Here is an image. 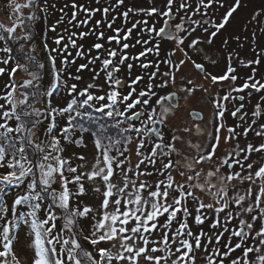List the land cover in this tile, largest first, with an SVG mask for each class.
I'll use <instances>...</instances> for the list:
<instances>
[{"label": "snow or ice", "instance_id": "1", "mask_svg": "<svg viewBox=\"0 0 264 264\" xmlns=\"http://www.w3.org/2000/svg\"><path fill=\"white\" fill-rule=\"evenodd\" d=\"M241 6L9 0L0 264H264V7L247 45L214 39ZM178 92L207 97L210 119L184 126Z\"/></svg>", "mask_w": 264, "mask_h": 264}, {"label": "rangeland", "instance_id": "2", "mask_svg": "<svg viewBox=\"0 0 264 264\" xmlns=\"http://www.w3.org/2000/svg\"><path fill=\"white\" fill-rule=\"evenodd\" d=\"M50 2H55V0H50ZM226 2L231 3V2H234V0H226ZM262 7H264V0H242V6L238 10V12L235 14V16L232 18L231 22L226 26V28L222 31V33L218 35V37L214 38L215 45L221 46L222 39L227 38L229 36L234 37L237 34H240V43L243 45H247L248 40L243 34L248 33L250 35V33L253 30H255V25L254 23L248 27H245V25H248L249 23L250 14H252L255 11L260 10ZM223 11H225V9L220 10L221 13ZM11 15L12 13H11V8L9 7V0H0V23H4L6 26L10 24L11 21L9 20V17ZM42 28H43V21L41 20V22L33 26L32 31L36 35V39L34 42L36 53L41 55V58H40L41 62H45L44 61L45 53L42 50V44H41L42 39H44V37L42 36ZM232 46L233 47L237 46L235 41H233ZM165 47L167 48L168 44H165ZM201 47L205 48L207 47V45H202ZM189 55H191L192 58L196 60L197 62H200L201 59L203 58V53H201L198 56L196 53L189 51ZM204 62L207 63V60H204ZM45 73H46V69H42V73H41L42 78L46 80L47 77L45 76ZM184 73L186 77L193 79V80H195L198 75L197 71L194 70L190 65L184 69ZM23 75H24L23 73L20 74V76H23ZM20 76L17 77L18 80L20 79ZM85 79H88L87 73H85ZM2 83L3 82L0 81V85H2ZM177 86L178 87L180 86L179 81L177 83ZM172 90L173 89L171 88L165 89L161 94L167 95L168 92ZM206 100H207V97H202L201 93L199 92H197L196 96H189V97H184L183 94L178 92L177 95L174 96L173 99H171L170 101L168 100V104H171L173 106H179L180 109H186L188 113L199 112L201 114V118L193 119L191 115H188L187 120L181 121V123L184 126H188V122H191L193 125H195V124L202 123V121L205 118L210 119L211 117L210 106H208L207 111H201V109L204 108L206 105ZM255 102H256V98H253V100L251 101V104H254ZM251 104H249L248 107H251ZM233 120H235V118H231L227 120L226 123L231 124ZM174 122L175 121H172V123ZM172 131L173 129L171 127H168L166 129V132L168 133L169 138H170V134ZM199 135L200 133L196 131L195 127H193L192 136H193L194 142H195V138L199 137ZM65 155H67V153Z\"/></svg>", "mask_w": 264, "mask_h": 264}, {"label": "water", "instance_id": "3", "mask_svg": "<svg viewBox=\"0 0 264 264\" xmlns=\"http://www.w3.org/2000/svg\"><path fill=\"white\" fill-rule=\"evenodd\" d=\"M173 98H174V97H170V98H169V101H170L171 99H173ZM190 115H191V117H192L193 119L201 118V114H200L199 112H191ZM157 126L159 127V125H157Z\"/></svg>", "mask_w": 264, "mask_h": 264}, {"label": "trees", "instance_id": "4", "mask_svg": "<svg viewBox=\"0 0 264 264\" xmlns=\"http://www.w3.org/2000/svg\"><path fill=\"white\" fill-rule=\"evenodd\" d=\"M38 56H39V58H41V55L40 54H38ZM41 60V59H40ZM40 72L42 73V69L40 70Z\"/></svg>", "mask_w": 264, "mask_h": 264}]
</instances>
